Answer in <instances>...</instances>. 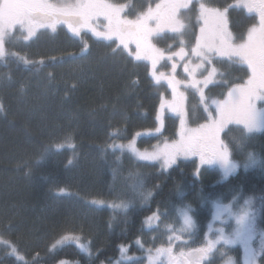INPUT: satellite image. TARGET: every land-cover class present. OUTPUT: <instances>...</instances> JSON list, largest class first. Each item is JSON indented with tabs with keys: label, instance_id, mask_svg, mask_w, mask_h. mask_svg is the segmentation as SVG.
I'll list each match as a JSON object with an SVG mask.
<instances>
[{
	"label": "trees",
	"instance_id": "1",
	"mask_svg": "<svg viewBox=\"0 0 264 264\" xmlns=\"http://www.w3.org/2000/svg\"><path fill=\"white\" fill-rule=\"evenodd\" d=\"M109 2L126 5L127 16L150 6L146 0ZM206 3L223 9L236 0ZM228 21L236 42H241L257 18L229 8ZM46 31L28 44L17 43L12 36L5 46L16 55L0 59V240L20 245L19 255L27 264H113L122 245L131 254L140 253L136 240L151 245L154 234L144 221L153 213L168 230L181 204L190 206L201 240L211 203L243 206L249 200L256 229L264 238V132L252 133L242 144L241 127L223 133L231 158L240 165L227 180L210 170L197 178L195 161L161 172L129 152L114 156L112 144L135 138L138 148L148 149L160 139L176 137L178 121L170 113H165L159 139L136 136L156 127L166 82L156 84L151 65L135 61L114 42L94 40L86 33L74 38L62 24L55 33ZM166 39L167 35L157 37L153 43L165 50ZM215 65L229 83L248 78L245 66L230 67L226 60ZM226 92L222 83L208 89L217 98ZM67 142L74 147L55 148ZM149 192L145 201L142 193ZM92 200L105 203L97 206ZM122 203L127 210L106 207ZM64 235L79 236L90 252H82L72 241L52 248ZM241 250L235 249L236 257ZM257 262L264 264V250ZM0 264L23 262L0 244Z\"/></svg>",
	"mask_w": 264,
	"mask_h": 264
},
{
	"label": "snow or ice",
	"instance_id": "2",
	"mask_svg": "<svg viewBox=\"0 0 264 264\" xmlns=\"http://www.w3.org/2000/svg\"><path fill=\"white\" fill-rule=\"evenodd\" d=\"M198 3L197 21L202 23L199 27V35L194 34V45L186 51L182 39L186 25L179 16L181 9H188L192 5V0H162L161 3L155 5V8L149 6L146 11H141L135 19H128L122 15L126 5L114 4L109 0H78L75 4L61 6L49 3L48 0H7L5 14L0 17V59L16 55L7 52L5 45L11 39V34L17 25L22 32L26 33L23 36L25 41L31 39L37 29H51L55 32L57 26L63 24L76 37H81L82 32H90L100 40L118 41L117 48L128 51L129 55H133L130 45L134 44L135 60L148 61L151 64V75L154 82L159 84L163 80L171 89V99H165L163 96L160 98L154 130L146 133L138 132L136 136L156 135L159 139V134L162 133L164 127L165 110L178 118L179 127L175 139L171 141L167 138L160 139L159 143L152 146V151L140 150L135 138L129 140L127 144H112L109 147L120 149L122 152L127 151L141 161H157L163 169L171 168L180 159L196 157L200 166L219 164L224 175L227 176L235 171L237 164L232 161L229 147L221 139V132L229 125L241 126L242 136L239 143L242 144L252 133L264 131V0H236L235 4L227 5L223 9L210 7L200 0ZM229 8L246 9L248 13H256L258 16V23H254L247 30L246 39L243 35L241 36V42H236L229 30ZM101 18L105 21L103 28L97 23ZM166 32L181 37L179 50L167 56L164 50L157 48L151 39L153 36L163 38ZM87 47V42L83 41V51H86ZM185 56L196 59L195 62L191 58L185 62L183 69L187 76L183 80H178L175 76L176 63L171 65L172 75L157 72V65L161 60L172 61L177 57L183 60ZM17 58L25 64L31 63L25 57ZM217 60L219 62L226 60L231 64L246 66L248 78L239 83H229L223 73L218 74L214 66V61ZM198 72L202 79L197 78ZM217 75H219V80ZM217 83L227 85L226 95H223L222 99L206 96L205 89L208 85ZM181 85L184 91L180 90ZM189 89L193 95L199 96L200 104L207 114L206 122L194 129L188 126L185 92ZM64 147L73 148L74 145L70 142L55 145L57 149ZM249 159L251 160V156ZM68 163L71 164L72 161L69 160ZM61 191L64 190L61 189ZM142 196L146 201L151 193H142ZM91 203L103 206L105 202L92 200ZM108 206L122 207L125 210L128 207L123 203ZM190 211V206L180 210V216L183 218L181 232L195 226L189 215ZM250 215L249 212L243 211L236 217L237 225L244 228L249 239L252 237ZM158 219L159 214L153 213L146 218L144 223L151 227ZM180 239L179 235L170 236L167 247L162 246L156 248L155 251L151 248L147 249L148 264H200V259L210 256L221 241L231 242L221 230L219 238L210 239L204 247L194 249L198 257H193L192 252L180 251L178 254L173 252L172 241ZM68 241L75 242L82 252H90L89 247L81 243L79 236L64 235L52 245V248ZM135 243L143 248L140 240H136ZM0 244L8 248L10 254L16 256L23 264H27L14 244L5 240H0ZM120 252L122 258H128L127 247L122 245ZM252 264H255L254 259Z\"/></svg>",
	"mask_w": 264,
	"mask_h": 264
},
{
	"label": "rangeland",
	"instance_id": "3",
	"mask_svg": "<svg viewBox=\"0 0 264 264\" xmlns=\"http://www.w3.org/2000/svg\"><path fill=\"white\" fill-rule=\"evenodd\" d=\"M146 1H147L146 3L150 4V6L152 8H155L156 4L162 2V0H146ZM201 1H203V3H205L207 5V3L204 0H200V2ZM6 2H7V0H0V17H2L5 14V4H6ZM48 2L52 3V4H55L57 6H61V5H64V4H75V3L78 2V0H48ZM113 3L115 4V2H113ZM125 9H127V6L125 7ZM198 9H199L198 0H192V5L188 9H181V15L179 16V18L186 25V27H185V29L183 31V35H182V39L184 41V47H185L186 51H189L191 46L194 45V34L195 35H199V27H200V24L202 22H198L197 21V16L199 14ZM240 9H242V8H240ZM146 10L147 9H145V11ZM125 11H124V14L122 13V15L126 16L128 19H135L136 16L138 15V14H136L138 12V10H134V12H132V13L130 12V15H128V16H127V14H125ZM245 11H246V13L248 15L255 16L257 18V23H258V16L256 15V13H248L246 9H245ZM97 23L100 24L101 28H103V25H104L105 21H103V18H101L100 21H98ZM46 30H48V32H53V31H51V29L40 28V29H37L36 34L31 39H29L28 41H25L23 39V36L26 35V33L22 32L19 29V26L17 25L16 28L13 30V32L11 34V37L14 36V41L17 42V43L28 44L29 42L34 40L36 37L42 35L43 32L46 31ZM229 30L231 31L230 26H229ZM56 31H57V29H56ZM55 32H53V33H55ZM85 33L88 34V35H91L94 38V40H98V41H101V42H107V43L114 42L115 45H117V43H118V41H105V40L97 39L90 32H82L81 36H83ZM231 33H232V31H231ZM165 34H168L167 35L168 39H166L165 42H164V45H166V48H167V52L165 53V55L167 56V55L171 54L172 52H175V51L179 50L181 37L179 35H177V34L170 33V32H166L163 35H165ZM232 35H233V38L235 40V36H234L233 33H232ZM73 37L74 38H80V37H76L74 35H73ZM154 38H157V36H153L151 38L152 42H153ZM5 48H6V46H5ZM134 49H135V45L132 44V45H130V50H133V55H129L128 51H125V53H127L131 58H133L135 60V58H134ZM190 58L193 60V62H195L196 58L195 57H189V56H185V58L183 60L179 59L178 57L174 58L172 61L164 59V60H161L158 63L157 69L160 72L161 71L162 72L166 71V72H164L166 75H172L171 65H172V63H176L177 67H176V71H175V76H176V78L178 80H183L187 76V73L184 72L183 66H184L185 62L187 60H189ZM135 61H137V60H135ZM137 62H146V63L150 64L146 60H140V61H137ZM217 62H219V61L218 60L214 61V66L215 67H216L215 64ZM228 63H229L230 67H233V66L236 65V64H231L230 62H228ZM177 72L180 75H178ZM218 74H219V70H218ZM197 78L202 79V76H200L199 72L197 73ZM217 79H219L218 75H217ZM214 85L215 84H209L208 87L205 89L206 96L211 97V98H215V99H222V98H217L214 95H211V94L209 95L208 94V89L210 87L214 86ZM166 87H167L168 91H166L167 90L166 89L165 90L166 93H164L161 96H163L165 99H171V89L168 87L167 83H166ZM180 90L181 91L185 90L183 85H181ZM185 94L187 96L186 108H187V112H188V126L190 128L194 129V128H197L200 124H203V123L206 122L205 118H206L207 114L204 112L203 107L200 104L198 95H193L192 91L190 89L187 90L185 92ZM258 106H259V104H258ZM165 113H170V112L165 110ZM165 113H164V116H165ZM170 114L173 117H175L174 114H172V113H170ZM177 121H178V127H179L178 118H177ZM230 127H241V126L229 125L228 128H230ZM227 129H225L220 134L222 140H223V138H222L223 133ZM262 132H264V131H258V132H255L253 134H258V133H262ZM175 138H173V139H175ZM173 139H168V140L171 141ZM118 144H120V143H118ZM136 145H137V141H136ZM110 149H111L112 153H114V156L121 155V152H120L121 150L120 149H113V148H110ZM139 149L140 150H145V149H141V148H139ZM147 150L148 151H152V147L148 148ZM126 152L127 151H125L121 155V158L124 157ZM109 155H111V153H109ZM115 158H117V157H115ZM139 161H141V160H139ZM190 161H195V163H196V167H197L196 177L197 178H200V176L203 174L204 171H209L210 170V171H216L218 176L221 178V180H227L229 177H231L232 175L236 174L239 171V169H240V165L237 164L232 159V161L237 164V168L235 169V171H233L232 173H230L227 176H225L224 173H223V169L219 166V164L200 166L199 165V160L196 157H190L188 159H180V160H178L177 164L172 166L171 168L177 166L181 162H190ZM142 162L149 163L154 168H157L156 170L161 171V172H167V171H169L171 169V168L163 169L161 167L160 163L157 162V161H142ZM127 178H130L129 175H127L126 178L124 176V178H123V182L124 183H127V181H125V179H127ZM130 187H133V186H130ZM252 205H253V202L249 200L243 206L241 205V208L237 211L234 208L235 206H233V205H225V204H223V206H222L221 203L214 202L213 205L210 206V213H211V216H213V222H212L211 226L209 224V228H208L207 232L205 233V234H207V237H205L204 239H201L200 241L196 240V237L195 238L193 237L190 240H188L187 237H185L187 240H184V241H181V242L179 241L180 243H179V247L177 248V252L176 253L178 254L180 252L179 250H181V249H183L181 251H184L186 253L187 250H192V249H195V248H198V247H200V248L204 247L205 244L208 242V240L219 238L220 235H221V230H222L223 231V235L228 237L231 242L230 243H224L223 241H221V243L217 244V247L215 249H213V251H215L217 249H219V250L217 251L215 256L211 257V261L212 262H215L217 264H252V260L254 259L255 260V264H259L257 262V258L259 256V253L264 250V238H260V233L256 229V224H255V222L253 220V215H250V217H249L250 225H251V229H252V237H251V239L248 238V233L244 230V228L242 226H238L237 225V221H236V217L239 214H241L243 211H247L248 212L249 208H251ZM186 206H187L186 204H181L180 210L186 208ZM213 206L215 208V212L213 211ZM106 207H108L110 209H113V210H117V211L122 210L121 208H113V207H109V206H106ZM221 209H223V211H220ZM180 210H179L178 215L176 217H174L175 218V220H174L175 224H176V226L178 228L176 230L173 229V231L170 233L171 236H175L176 233L178 231H180L181 228H183V218L180 216ZM192 211H193V209L191 208V211L189 212L190 216H192ZM236 211H237V213H236ZM157 222H158V220L154 221V223H153V225L151 227L146 226V229L148 227L149 228L148 230L152 231L151 233L154 234L153 235L154 236L153 241H156L155 237H157V238L160 239L159 241H162V242L166 241L167 243H163V244L166 245V247H167L168 246V236L166 235V232H165L160 237V234H159L158 231L162 230V227L157 229ZM214 224H215V226L217 228H219V229L216 230L217 234L213 230L214 229V226H213ZM229 225L231 226V228L226 229V227L229 226ZM159 226H161V224ZM190 230L191 229H188V230L183 231V232L184 233H188V232H190ZM69 236H72V235H69ZM151 239H150V241H151ZM146 242H148V244H149V241H145L144 242L145 245L143 244V248L138 247L137 244L135 243V246L138 247L140 253H132L131 254L129 252V248L127 247V249H128L127 257L128 258H122L121 254H120L119 259L117 261H115L113 264H148L147 258H146L147 257L146 250L149 249V248L154 249L155 247H153V244H151L150 246L146 245L147 244ZM15 246L17 247L19 252L22 251V248H21L20 245H16L15 244ZM220 246H221V248H220ZM159 247H162V246H159ZM237 248L242 249L243 252H242V254L240 256L236 257L234 251ZM59 264H71V263L62 262V263H59Z\"/></svg>",
	"mask_w": 264,
	"mask_h": 264
},
{
	"label": "crops",
	"instance_id": "4",
	"mask_svg": "<svg viewBox=\"0 0 264 264\" xmlns=\"http://www.w3.org/2000/svg\"><path fill=\"white\" fill-rule=\"evenodd\" d=\"M228 27H229V25H228ZM239 209H240V208H239ZM239 209L236 208L237 211H238ZM213 211L215 212V208H214V206H213ZM237 211H236V213H237ZM248 212H249L251 215H253V212H252V209H251V208H249ZM192 229H193V228H191V231H192Z\"/></svg>",
	"mask_w": 264,
	"mask_h": 264
},
{
	"label": "water",
	"instance_id": "5",
	"mask_svg": "<svg viewBox=\"0 0 264 264\" xmlns=\"http://www.w3.org/2000/svg\"><path fill=\"white\" fill-rule=\"evenodd\" d=\"M194 257H198V254H194ZM202 259H200V261H201Z\"/></svg>",
	"mask_w": 264,
	"mask_h": 264
}]
</instances>
